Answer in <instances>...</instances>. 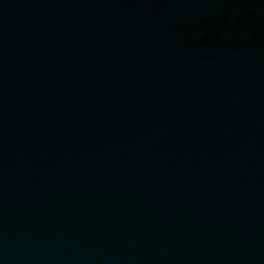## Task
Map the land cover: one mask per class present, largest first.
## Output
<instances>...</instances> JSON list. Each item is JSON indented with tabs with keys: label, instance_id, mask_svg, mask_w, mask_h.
Returning <instances> with one entry per match:
<instances>
[{
	"label": "water",
	"instance_id": "obj_1",
	"mask_svg": "<svg viewBox=\"0 0 264 264\" xmlns=\"http://www.w3.org/2000/svg\"><path fill=\"white\" fill-rule=\"evenodd\" d=\"M0 264H264V0H0Z\"/></svg>",
	"mask_w": 264,
	"mask_h": 264
}]
</instances>
